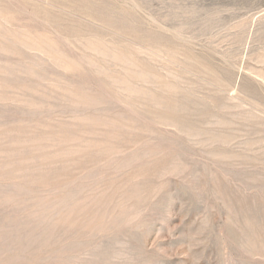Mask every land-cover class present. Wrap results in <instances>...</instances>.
Listing matches in <instances>:
<instances>
[{"label": "rangeland", "instance_id": "obj_1", "mask_svg": "<svg viewBox=\"0 0 264 264\" xmlns=\"http://www.w3.org/2000/svg\"><path fill=\"white\" fill-rule=\"evenodd\" d=\"M0 264H264V0H0Z\"/></svg>", "mask_w": 264, "mask_h": 264}]
</instances>
